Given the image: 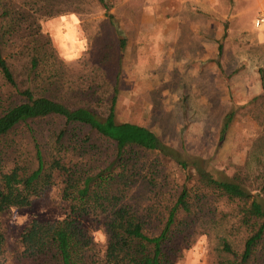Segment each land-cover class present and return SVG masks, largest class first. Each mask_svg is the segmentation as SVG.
Listing matches in <instances>:
<instances>
[{
  "label": "trees",
  "instance_id": "1",
  "mask_svg": "<svg viewBox=\"0 0 264 264\" xmlns=\"http://www.w3.org/2000/svg\"><path fill=\"white\" fill-rule=\"evenodd\" d=\"M35 3L0 0V215L28 207L52 187L68 208L61 219L28 223L16 264H175L219 229L212 264H264V156L252 170L229 173L145 126L116 122L118 74L105 108L90 89L72 100L58 85L63 67L41 38ZM125 43L119 39V64ZM260 100L264 92L248 104ZM237 106L221 120L220 143ZM254 120L257 147L264 112ZM86 216L101 221L102 248L81 224ZM5 253L0 225V264H7Z\"/></svg>",
  "mask_w": 264,
  "mask_h": 264
},
{
  "label": "rangeland",
  "instance_id": "2",
  "mask_svg": "<svg viewBox=\"0 0 264 264\" xmlns=\"http://www.w3.org/2000/svg\"><path fill=\"white\" fill-rule=\"evenodd\" d=\"M35 1L40 25L46 18L75 13L89 36L84 56L66 64L41 26V38L50 42L63 67L58 85L72 100L81 89H90L105 108L118 74L116 122L145 126L169 146L209 159L229 173L252 170L255 158L264 156V143L254 145L260 132L254 115L264 112V102L248 104L264 92V29L254 27L264 0ZM120 38L126 46L119 64ZM235 104V120L220 143L221 120ZM67 208L52 187L28 207L2 213L6 263L16 264L19 235L31 220L61 219ZM80 221L96 248H102L101 221L90 216ZM98 231L103 239L94 235ZM220 233L200 237L175 264H212Z\"/></svg>",
  "mask_w": 264,
  "mask_h": 264
},
{
  "label": "clouds",
  "instance_id": "3",
  "mask_svg": "<svg viewBox=\"0 0 264 264\" xmlns=\"http://www.w3.org/2000/svg\"><path fill=\"white\" fill-rule=\"evenodd\" d=\"M41 26L42 31L49 36L57 56L64 63L76 62L88 51L89 36L82 28L81 20L77 14L66 13L52 16L43 20ZM257 27L264 29V23L257 22ZM94 235L100 239L104 238L102 231H98ZM192 264H195V261Z\"/></svg>",
  "mask_w": 264,
  "mask_h": 264
},
{
  "label": "built area",
  "instance_id": "4",
  "mask_svg": "<svg viewBox=\"0 0 264 264\" xmlns=\"http://www.w3.org/2000/svg\"><path fill=\"white\" fill-rule=\"evenodd\" d=\"M257 22H261L264 23V8H262L259 12V15L256 17V19L254 20V27H257Z\"/></svg>",
  "mask_w": 264,
  "mask_h": 264
}]
</instances>
